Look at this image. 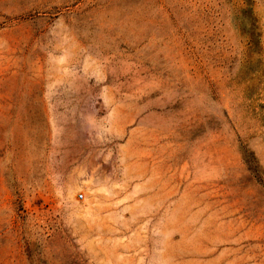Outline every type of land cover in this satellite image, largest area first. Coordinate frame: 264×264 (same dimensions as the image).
<instances>
[{
  "label": "rangeland",
  "instance_id": "rangeland-1",
  "mask_svg": "<svg viewBox=\"0 0 264 264\" xmlns=\"http://www.w3.org/2000/svg\"><path fill=\"white\" fill-rule=\"evenodd\" d=\"M0 264H264V0H0Z\"/></svg>",
  "mask_w": 264,
  "mask_h": 264
},
{
  "label": "trees",
  "instance_id": "trees-1",
  "mask_svg": "<svg viewBox=\"0 0 264 264\" xmlns=\"http://www.w3.org/2000/svg\"><path fill=\"white\" fill-rule=\"evenodd\" d=\"M243 160L246 165H248L249 169L253 172L256 173L257 171V165L254 161V158L251 157L250 155H247V151H243Z\"/></svg>",
  "mask_w": 264,
  "mask_h": 264
},
{
  "label": "built area",
  "instance_id": "built-area-1",
  "mask_svg": "<svg viewBox=\"0 0 264 264\" xmlns=\"http://www.w3.org/2000/svg\"><path fill=\"white\" fill-rule=\"evenodd\" d=\"M79 197L81 198L82 197V194H79Z\"/></svg>",
  "mask_w": 264,
  "mask_h": 264
}]
</instances>
